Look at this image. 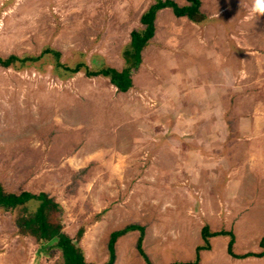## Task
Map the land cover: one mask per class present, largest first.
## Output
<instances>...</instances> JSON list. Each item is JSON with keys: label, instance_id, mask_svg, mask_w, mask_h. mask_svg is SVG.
I'll return each instance as SVG.
<instances>
[{"label": "rangeland", "instance_id": "obj_1", "mask_svg": "<svg viewBox=\"0 0 264 264\" xmlns=\"http://www.w3.org/2000/svg\"><path fill=\"white\" fill-rule=\"evenodd\" d=\"M153 2L0 0V55L38 54L50 46L60 50L65 65L83 59L90 66L106 63L120 69L122 46L131 30L141 26L140 16ZM253 4L254 0H201L206 18L215 17L207 27L191 25L190 33L187 18L176 17L172 10L160 11L164 12L160 21L169 27L158 25L154 45L146 46L144 58L141 54L136 84L126 92L103 76L78 72L60 78L48 58L25 70L0 66L4 187L54 196L64 206L70 231L86 229L103 217V227L111 232L104 231L103 239L98 238L100 246L86 247L95 261L108 253L110 236L107 240L105 236L131 224L144 227L142 247L151 264L191 261L204 242L203 225L235 235L236 254L260 251L264 193L255 187L261 189L264 183L252 182L250 177L264 175V14L254 18ZM171 30L180 52L173 49L177 47L163 48ZM164 54L180 58L177 66L163 63ZM223 63L226 68L220 70ZM172 79L177 89L190 86L189 93H181L177 101L171 96L156 98L149 89L160 82L170 91ZM158 126H165L168 133H159ZM31 127L40 141L35 150L43 149L23 150L27 159L21 162L17 133L22 129L29 134ZM247 138L256 143L252 146L256 160L243 158ZM79 147L96 154V159L80 166L77 151L73 166L54 164ZM48 155L50 163L45 161ZM228 163L231 180L240 173L246 176L241 178L237 198L222 196L221 175L226 172L222 174L221 168L227 169ZM236 186L230 184L231 193ZM239 197H244L247 207L239 206ZM246 199H259V203L251 205ZM140 233L136 227L116 240L117 264H147L136 248ZM225 249L224 238L216 237L212 258H206L203 250L199 264H233L234 260L264 264V257L230 258ZM58 255L50 243L17 234L11 215L0 213V264H54Z\"/></svg>", "mask_w": 264, "mask_h": 264}, {"label": "trees", "instance_id": "obj_2", "mask_svg": "<svg viewBox=\"0 0 264 264\" xmlns=\"http://www.w3.org/2000/svg\"><path fill=\"white\" fill-rule=\"evenodd\" d=\"M200 6L201 0H185L183 4H179L175 0H155L151 3L140 16L141 26L131 30L130 39L122 46L121 56L124 65L120 69L106 63L90 66L83 59L75 62L73 66L65 65L60 62V50L50 46L43 47L38 54L18 55L11 53L6 56L0 55V66L10 67L14 70H25L34 64H38L40 59L45 61V58H48V61L53 65V71L60 78H69L78 72H83L89 77L103 76L108 78L118 91L126 92L133 87L132 74L142 62L141 52L149 45L154 35L157 12L162 8L170 7L176 17L184 16L192 22L204 24L208 19L202 13ZM0 213L11 215L17 234L29 236L37 243H50L51 247L59 252L54 264H95L86 260L84 250L78 244L85 229L80 227L74 237L68 234L64 230V209L61 203L49 193L28 190L9 191L0 181ZM136 227H139L141 232L136 242V248L147 264H151L149 256L142 247L144 227L136 224L126 225L110 234L107 245L108 258L101 264L114 263L117 238ZM201 234L204 242L196 247V257L192 261L177 264H196L199 260V251L209 247L208 237L217 234L230 235L227 251L234 257L264 256V237L259 243L260 251L236 254L233 252L234 235L221 231L211 232L207 225H203Z\"/></svg>", "mask_w": 264, "mask_h": 264}, {"label": "crops", "instance_id": "obj_3", "mask_svg": "<svg viewBox=\"0 0 264 264\" xmlns=\"http://www.w3.org/2000/svg\"><path fill=\"white\" fill-rule=\"evenodd\" d=\"M202 4H203V2H202ZM202 6V5H201ZM167 10H172L170 7H165V8H162V9H160L158 12H157V16H156V19H155V25H156V29L155 30H157V28H158V25L160 26V27H163L164 25L165 26H167V27H169L168 25H166V23H164L163 21H160V17H161V15L162 14H164V12H161V13H159L160 11H167ZM173 12V11H172ZM174 14V13H173ZM211 18H207L206 20V22L204 23V24H197V23H195V22H192V21H190L188 18V20H185V21H187V23H189V24H187L186 25V29L188 30V29H191V27L192 26H195V27H198V26H201V28L203 27H207V26H204V25H206V23L207 22H211L212 23V18L213 17H215V16H210ZM178 18H183V19H186V17H184V16H182V17H178ZM192 25V26H191ZM157 31H155L154 32V35H153V37H152V39H151V41H150V44L151 45H154V39H155V37H156V35H157V33H156ZM188 32L190 33V31L188 30ZM174 34H175V31H174V33H173V30H171V32H170V35L169 36H167L168 38H167V41L164 43L165 45L167 44V47H163L164 49H166L165 51H170V49H168V48H172V47H177L175 44H178L177 42H175L173 39H174ZM213 37V36H212ZM214 37H216V38H214ZM214 39H215V41L217 40V37L218 36H216V35H214ZM177 39V38H176ZM203 39V38H202ZM198 40V39H197ZM200 40H201V37H200ZM152 42V43H151ZM200 43L201 42H199L197 45L199 46L200 45ZM213 45H214V51H215V48H217L218 46V44H217V42H215V43H213ZM150 46V45H149ZM146 49H148V47H146L145 49H143V51L141 52V54H142V56H143V58H144V54H145V51H147ZM163 49V50H164ZM173 49H178V51L180 52V50H181V48L180 47H177V48H173ZM161 53H164L163 51H161V52H159L158 54H159V57H161ZM214 56H216V55H214ZM215 59H216V57L215 58H213V62L215 61ZM162 60H163V63H165V62H170V64L171 63H173V66L174 67H176L177 66V64H178V61L180 60V58L178 59V58H172V57H170V56H168L167 57V54H164L163 55V57H162ZM176 61V63L174 64V62ZM143 62H144V60H143ZM162 64V63H161ZM140 66H141V64H140ZM225 68H226V66H224V63L222 64V66H221V68H220V70L221 69H223V70H225ZM140 69V68H139ZM178 71V70H177ZM175 73H177V72H175ZM175 73H173V74H171V76H176V74ZM171 76H169L168 78H170L171 79ZM136 77H138V73H137V71L136 72H134L133 74H132V79H133V86H135V84H136V82H135V79L134 78H136ZM154 78V77H153ZM168 78H164V81L165 80H167ZM148 79H149V76H148ZM151 79V78H150ZM149 79V80H150ZM174 79H172V81H170L171 82V84L172 85H170V91L169 90H166V88H164L165 87V85L164 86H161L160 85V82L159 83H157V85L155 86L153 83V85H150V87H149V85H148V87H149V89H150V91L153 93V94H155L156 95V98H159V99H163V100H165L168 96H171L170 98H172V100L174 99L175 101H177V99H179L180 98V94L181 93H189V90H188V88L190 87V86H184L183 84L180 86V88L179 89H177V86H176V80H174ZM173 83L175 84V88H173V90H172V86H173ZM186 85V84H185ZM132 90H133V87H132ZM48 102V101H47ZM157 116H158V114H156ZM151 116H154L155 117V113H154V115H151ZM160 116V115H159ZM162 116H160V118H161ZM159 128H160V132L159 133H162V135H165V134H167L168 133V131H167V128L165 127V126H163V127H161V126H158ZM35 127H31L30 128V131H29V134H27L28 133V131H22V129H20L19 131H18V133H17V135H19V137H17V139H16V150L18 149L19 150V156L17 155V152H16V155L18 156V159H19V161H23L24 159L26 160L27 159V157L25 156H23V153H22V151L24 150L25 152L28 150V151H34L36 148H38L35 144H40V141H39V139H37V137H36V135H34L33 134V132H35ZM255 133H258V132H255ZM49 136H52L51 134L49 135ZM48 138V137H47ZM55 137L53 136V137H51V141H54L53 139H54ZM60 141L62 140V139H60V138H58ZM250 139H253V138H250ZM57 140V139H56ZM247 140L249 141V142H246L245 143V145H246V149H244L245 150V156L243 157L244 159H257V157H255V156H253V151H252V149H253V147L252 146H255L254 144H256V143H254V142H252V141H250L249 140V138H247ZM64 141V140H63ZM47 142H49V141H47ZM48 144V143H47ZM244 145V144H243ZM241 146V145H240ZM47 149H49L48 147H46ZM45 148V149H46ZM162 148V147H161ZM160 148V149H161ZM41 149H43V148H41ZM41 149H38V150H35V151H39V150H41ZM98 150V149H97ZM78 151V152H77ZM76 152H77V154H78V157L80 158V159H82V161H80L79 160V165L80 166H86V161H87V159L88 160H90V159H96L95 158V155L96 154H91L90 153V151L89 152H84V151H82L81 150V148L79 147L74 153H72V154H70V155H63V156H60L59 157V162H57V163H54V164H56V165H58V166H60V167H62L63 165H65V163H66V166H73L72 165V163L73 162H71V160L73 161L74 160V157L76 156ZM22 153V154H21ZM263 156H264V154H263ZM51 157L48 155L47 157H46V160L45 161H48L49 162V159H50ZM43 158L41 157V160H42ZM255 160H254V162H255ZM91 162V161H90ZM89 162V163H90ZM50 163V162H49ZM76 164V163H75ZM39 165V164H38ZM52 165V164H51ZM227 165V169H224V168H221V172H222V174H223V172L225 171L226 173H225V175H221V179H222V183H223V191H222V196H223V198L224 197H226V198H230V197H232V196H235L236 197V193L241 189V184H243L242 183V180H241V178H244V177H246V176H242V175H244V174H242V173H240V175H238V176H235V177H238V179H232L231 180V175H230V173H229V170H230V164L228 163V164H226ZM242 165V164H241ZM240 165V166H241ZM253 166H255V167H257L258 169H259V167H262V166H257L256 164L254 165V163L252 164ZM239 169H240V167H239ZM241 170V169H240ZM261 172L264 174V169L263 170H261ZM206 174H208L207 176H209L210 174H209V172H207ZM212 174V173H211ZM213 175V174H212ZM212 177V176H211ZM227 177V178H226ZM250 179L252 180V182L253 181H256V182H258L259 180H262V182L264 183V175L263 176H253V177H250ZM236 182H239L240 183V186H239V188L237 189V183ZM224 183H226V185L224 184ZM230 184H235V190H233V192L231 193L230 192ZM259 185H261V183H259ZM225 188H226V190H228L227 192H226V190H225ZM247 189H248V187H246ZM251 189V188H250ZM255 189L256 190H259V191H262L263 193H264V187L263 188H258V187H255ZM258 194H259V192H258ZM257 194V195H258ZM233 198V197H232ZM237 198V197H236ZM240 198H241V200H242V202H241V200H240ZM239 200H240V204H239V206H242L243 204H244V206L245 207H247L248 206V204H247V201H244V197H239ZM246 200H250V202H251V205L253 204V203H255V202H257V203H259V199H246ZM59 201V200H58ZM61 203V202H60ZM63 207V209H64V206H62ZM246 209V208H245ZM223 210V209H222ZM224 211V210H223ZM238 214H239V210H238ZM102 218L103 217H101V219H98V220H96V222L94 223V224H92L90 227L88 226L86 229H85V231H84V233H83V235H82V237H81V239H80V241L78 242L79 243V245L83 248V250H84V254H85V258H86V260L87 261H89V262H92V263H94L95 262V264H101V263H103V262H105L106 260H107V258H108V253L106 254V256L103 258V259H100V261H95V258H91V257H89L88 256V252H87V249H86V247L87 246H100V242H99V244H96V242L98 241V238H102L103 239V233H104V231H109V232H111V230L112 229H107L106 228V226L105 227H103V225H102V222L104 221V219L102 220ZM64 223H65V227H64V230L68 233V234H70L72 237H74V235H75V233H76V231H70L69 230V228L67 229V221H66V218H65V209H64ZM210 231L211 232H218V230H215V229H210ZM128 232V231H127ZM201 233H202V230L200 231ZM125 234V233H124ZM124 234H122L121 236H123ZM202 235V234H201ZM228 234H217V235H212V236H210V237H208V238H210V243H209V247L208 248H206V249H201L199 252L201 253V251H203L204 250V252H206L207 254H206V258H212V248H213V241L215 240V238L216 237H222V238H224V241H225V244H226V252H227V254L230 256V258H234L231 254H229L228 253V251H227V247H228V243H229V241H230V237H228L227 236ZM110 236V234L108 233L105 237H106V240L108 239V237ZM230 236V235H229ZM120 237V236H119ZM118 237V238H119ZM264 237V235H262L260 238H259V240H258V243H260V241H261V239ZM117 238V239H118ZM236 239V236L234 235V240ZM101 240V239H100ZM109 240V239H108ZM235 242V241H234ZM102 245H103V243H102ZM116 245V244H115ZM200 245V244H199ZM234 245V244H233ZM104 247H106L105 245H104ZM258 247H259V244H258ZM115 254H116V252H115ZM104 256V255H103ZM118 256H117V254H116V258H115V260H114V263L113 264H117L118 262V258H117ZM248 257H250V256H248ZM262 257H264V256H262ZM97 258V257H96ZM194 259V258H193ZM192 259V260H193ZM200 259H201V257L199 256V260H198V262L196 263V264H199L200 263ZM239 259V258H238ZM191 260V261H192ZM185 262H189V261H185ZM213 264V263H212ZM233 264H237V262H235V260H234V262H233Z\"/></svg>", "mask_w": 264, "mask_h": 264}, {"label": "clouds", "instance_id": "obj_4", "mask_svg": "<svg viewBox=\"0 0 264 264\" xmlns=\"http://www.w3.org/2000/svg\"><path fill=\"white\" fill-rule=\"evenodd\" d=\"M252 13L254 18L264 14V0H254Z\"/></svg>", "mask_w": 264, "mask_h": 264}]
</instances>
